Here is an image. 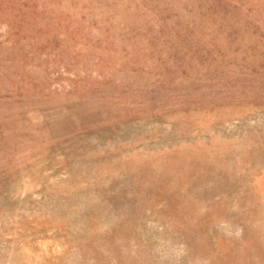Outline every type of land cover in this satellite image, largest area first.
I'll return each mask as SVG.
<instances>
[{
  "label": "rangeland",
  "instance_id": "rangeland-1",
  "mask_svg": "<svg viewBox=\"0 0 264 264\" xmlns=\"http://www.w3.org/2000/svg\"><path fill=\"white\" fill-rule=\"evenodd\" d=\"M0 264H264V0H0Z\"/></svg>",
  "mask_w": 264,
  "mask_h": 264
}]
</instances>
